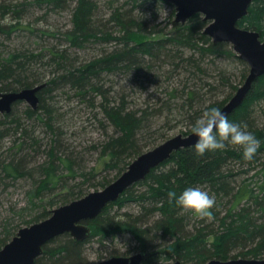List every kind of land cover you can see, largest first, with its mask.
Wrapping results in <instances>:
<instances>
[{
    "label": "trees",
    "instance_id": "obj_1",
    "mask_svg": "<svg viewBox=\"0 0 264 264\" xmlns=\"http://www.w3.org/2000/svg\"><path fill=\"white\" fill-rule=\"evenodd\" d=\"M112 1L111 6L120 4L112 7L107 20H97L99 0H77L72 11V26L62 32L61 37L70 48L80 49L94 40L114 43L113 49L84 63L72 59L69 49L49 50L51 57L47 66H55L56 69L48 81H44L36 67L31 65L42 54L24 49L5 51L0 43V92H18L46 84L38 93L39 108L28 109L27 113L44 121L52 136L44 151L47 159L32 168L27 166L26 156L15 154L11 159H0V184L20 179L30 182L26 192L27 205L18 212L11 209L19 217L18 221L9 217L0 221V250L14 238L22 225L43 221L57 206L81 199L92 190L104 189L121 176L134 159L158 146L159 143L150 141L153 120L160 119L166 111L171 112L173 100L185 98L183 100L189 107L185 115L190 122V129L185 134L188 135L192 133V124L206 108L218 106L222 109L231 97L230 94L224 100L208 103V91H202L209 88L212 92L221 86H231L230 78L224 73L213 76V61L208 64L209 57L236 56L231 48L227 49L229 44L214 45L212 39L204 34L208 22L204 21L203 15L196 14L185 25L167 30L160 24L151 25L149 22L152 15L157 18L154 6L166 4L174 7L171 3L160 0ZM64 2L66 0H32L15 5L3 3L0 10L3 15L13 13L19 19L31 6L42 7L45 4L50 9H63ZM174 15L175 10L171 18ZM238 26L260 33L264 40V0H256ZM19 30L28 31L31 35L56 36L49 30L35 29L20 22L12 25L0 23V40H9ZM138 35L157 39L141 42L137 41ZM186 49L191 54L184 53ZM241 62L246 69L242 76L245 80L249 66ZM179 72L187 75L188 80L182 87L167 83L165 94L169 99L166 101L159 99L141 106L129 100L134 96L131 94L134 88L130 90L123 86L122 90H114L112 86L106 89L107 76L134 74L137 76L136 84L139 79L145 80L140 88L146 91L150 84L161 88ZM67 88L78 95L95 94L100 99L104 121L113 128L100 151L102 156L109 158L103 164V170L112 171L115 174L112 179L97 181L95 171L89 170L83 164V158L71 153L63 144L60 130L54 123V113L46 102L53 92ZM231 88L234 90L235 86ZM263 101L264 76L254 84L243 105L229 116L233 122L246 124L247 130L261 140L252 160L243 159L242 149L232 145L202 156L197 155L193 147L181 149L152 170L144 181L128 189L117 202L109 204L95 221L89 222L91 227H95V234L103 238L115 234L131 235L138 243L137 250L152 253L148 264L157 261L207 264L212 260L264 258V115H257L255 108ZM93 103L95 105V99ZM42 110L44 112L38 114ZM14 114L6 115V120L0 119V139L11 133L12 126L16 125L14 131H22L24 139L18 143L17 149L20 152L25 149L40 152V141L34 139L33 133L24 128L20 118ZM164 138V142L168 140V136ZM257 169L260 170L257 172ZM257 177L259 179L253 182ZM188 186H200L215 196L211 219H199L175 203L176 198L170 193L178 195ZM127 203L136 204L138 212L112 215L113 208L121 209ZM193 221L194 225L189 228ZM64 237L68 239L63 245L49 249V244ZM88 240L76 243L68 234L57 237L45 245L44 253L36 264H41L43 259H46V264H83L81 249Z\"/></svg>",
    "mask_w": 264,
    "mask_h": 264
},
{
    "label": "rangeland",
    "instance_id": "obj_2",
    "mask_svg": "<svg viewBox=\"0 0 264 264\" xmlns=\"http://www.w3.org/2000/svg\"><path fill=\"white\" fill-rule=\"evenodd\" d=\"M26 1L32 0H0V5H3V3H6L7 5H15L16 3H25ZM111 1L112 0H99V8L97 10V16L95 17L97 20H107L112 12V7L115 8L120 4L114 3V5L111 6ZM63 5V9H50L47 8L45 4L42 5V7L31 6L28 8L27 13L23 14V16L19 19L14 17L13 13H10L9 15H3L2 11L0 10V23L12 25L20 22L25 26H31L35 29L49 30L50 33L56 34V36L42 35L41 33L31 35L28 31L19 30L9 40H0V43H2L1 48L5 51L24 49L34 51L37 54H42V57L34 60V63L31 65L36 67V72L44 77V81H48L50 78H52L54 75L52 74V71L56 69L55 66H47L50 64L51 57L48 52L49 50L55 48L57 50L69 49L68 54L72 59H75L78 63H84L85 61L87 62L95 57H98L99 55H102L105 51H111L114 47L112 46L114 43L109 44L108 42H99L94 40L88 42L85 47L80 49L70 48L68 44L66 45V41L61 37V33L67 29H70L72 26V11L77 5V0H66ZM153 9L157 14V18L154 19L152 15L149 22L151 25L160 24L162 27H166L167 30H170L172 27H174L176 12L174 18H171V14L173 10H175V7H170L169 5L164 4L154 6ZM155 39H157V37H148L144 35L137 36V41L141 42ZM230 48L233 50L231 45L227 47L228 50H230ZM184 53L188 55L191 54V52L187 49L184 51ZM235 55V57L225 55L215 58L211 56L209 57L207 61L208 64L209 61L214 62H212L213 67H211V70L215 72L213 73V76L217 77L220 75V73H224L230 78L229 84H231V86H235V89L232 90L231 86H221L220 88H217V90L210 89L212 92L208 90L209 88L202 90L204 93L208 91V95H206V101L208 103H210L211 100H224L231 94L230 99H228L229 102L237 93L238 89L244 84L246 79L243 80L242 76L246 69L241 62L242 60L239 61L240 59L236 53ZM136 79L137 76L134 74L129 76L125 74L107 76L105 79L107 83L106 89L108 90V87L112 86H114V90H122L121 88L123 86H125V88L126 86L129 87L130 90L134 88V91H131V94L134 93V96H131L129 100L130 102H134L142 106L148 102L154 103L153 101L155 100L159 101V99L166 101L169 99L168 95L165 94L166 87L168 86L167 83H174L175 87H182L187 82L188 76L183 72H179L174 74L171 80L169 82H165L166 84L162 85L161 88L160 86H156L157 84L154 83L155 85L151 86L153 84H150V88L146 91H141L140 88L141 84L145 80L139 79L137 80L138 84H136ZM161 79L162 81H165V77H162ZM211 82L216 83V81L213 82L212 80ZM193 85L194 84H192V86ZM213 86L216 88L215 84ZM147 87H149L148 84ZM52 95L53 96L47 98L46 103L47 107L54 113V123L60 130L63 144L69 148L71 153L81 156L83 158V164L89 170L93 169L95 171L97 174V181H102L104 178L112 179L115 174L112 171L103 170V164L106 161H109V158L108 156H102L100 151L101 147H103L105 142L108 140V134L113 132V128L109 127L107 121H104L105 118L99 107L100 99L97 98L95 94H88L85 96L78 95L75 91L69 88L64 90H56L52 93ZM180 96L182 97L183 95L180 93ZM93 99H95V105L93 103ZM183 99L178 98L173 100L171 102L172 111H166L168 113L165 112L160 119L153 120L154 128L151 131V142H156L160 145V142L162 144L165 139L164 137L166 136H168V139H170L179 134L185 135L188 133V130L190 129V122L187 120L185 115L189 111V107L186 106ZM158 101L156 103H158ZM183 107L185 108L183 109ZM255 108L257 115H264V101L258 103ZM28 109L34 110L29 103L21 102L10 114L15 113V117H17V119L20 118L22 126H24V128H26L29 132L33 133L34 139L40 141L39 143L41 145V151L36 153L33 150L27 151V149H25L24 151L20 152L19 149H17V145L24 140L23 134L22 131L15 132L14 130H16V125H13V131L11 133H7V135L0 139V159H11L12 155L15 154L21 157L26 156L25 159H28L29 162L27 166L32 168L35 165L43 163L47 159V155L44 151L52 140V136L49 133L45 122L39 121L37 116L34 117L29 115L27 113ZM43 112L44 110L38 112V114ZM6 115L8 114L0 113V119L6 120ZM100 119H102V123H99ZM259 170L260 169H257V172ZM258 179L259 177L255 178L253 182L257 181ZM29 187L30 182L26 179H20L17 182H8L4 185L0 184V221L5 217L11 218L12 221L14 219L18 221L19 217L11 209H14L16 212H18L27 205L26 192ZM111 211L112 215H124L125 213L136 214L138 212V206L134 203H127L121 209L115 207ZM26 216L29 219L28 213ZM194 221L196 220L194 219ZM194 221L189 228L194 225ZM27 226L29 225H22L20 229ZM92 229V237L83 245V248L81 249L82 257L85 260L83 264L101 262L102 260H107L116 255L119 257H130L142 252L137 250L138 243L129 234H115L103 238L102 236L95 234L94 226H92ZM67 239L68 238L64 237L62 240L60 239L57 242H52L49 244V249H55L60 245H63V242L67 241ZM150 255H152V253H150ZM175 262L177 261H171L170 264ZM46 263V259H43L41 262V264ZM152 264L168 263L164 261H157Z\"/></svg>",
    "mask_w": 264,
    "mask_h": 264
},
{
    "label": "water",
    "instance_id": "obj_3",
    "mask_svg": "<svg viewBox=\"0 0 264 264\" xmlns=\"http://www.w3.org/2000/svg\"><path fill=\"white\" fill-rule=\"evenodd\" d=\"M175 7L174 27L185 25L194 15L201 14L208 22L204 34L214 45L228 43L240 60L249 66L244 84L232 99L221 109L228 117L240 108L252 91L254 84L264 76V40L260 33L238 26L248 15L256 0H160ZM46 84L18 92H0V113L10 114L18 102H27L36 110L39 107L38 93ZM196 138L192 133L179 134L150 149L128 166L115 181L104 189L92 191L81 199L59 206L51 216L19 230L17 235L0 250V264H36L44 253V247L53 239L68 234L76 243L91 238L92 227L106 207L117 202L135 184L144 181L152 170L167 162L173 153L193 147ZM150 253H138L130 257H112L93 264H144ZM173 264H183L177 261ZM207 264H264V259L212 260Z\"/></svg>",
    "mask_w": 264,
    "mask_h": 264
},
{
    "label": "clouds",
    "instance_id": "obj_4",
    "mask_svg": "<svg viewBox=\"0 0 264 264\" xmlns=\"http://www.w3.org/2000/svg\"><path fill=\"white\" fill-rule=\"evenodd\" d=\"M191 132L196 138L195 153L201 156L232 145L242 149L243 159L252 160L261 145V140L247 130L246 124L233 122L218 106L206 108L192 124ZM170 195L182 210L201 219L212 218L215 196L200 186H188L178 195L175 192Z\"/></svg>",
    "mask_w": 264,
    "mask_h": 264
},
{
    "label": "flooded vegetation",
    "instance_id": "obj_5",
    "mask_svg": "<svg viewBox=\"0 0 264 264\" xmlns=\"http://www.w3.org/2000/svg\"><path fill=\"white\" fill-rule=\"evenodd\" d=\"M114 257H119V256H114ZM112 258V257H111ZM149 260V259H148ZM148 260L144 262V264H148Z\"/></svg>",
    "mask_w": 264,
    "mask_h": 264
},
{
    "label": "bare ground",
    "instance_id": "obj_6",
    "mask_svg": "<svg viewBox=\"0 0 264 264\" xmlns=\"http://www.w3.org/2000/svg\"><path fill=\"white\" fill-rule=\"evenodd\" d=\"M141 253H143V252H141Z\"/></svg>",
    "mask_w": 264,
    "mask_h": 264
}]
</instances>
